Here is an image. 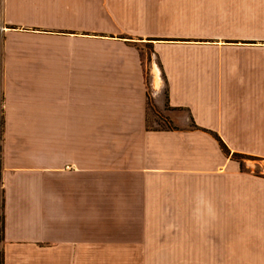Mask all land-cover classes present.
Returning <instances> with one entry per match:
<instances>
[{
  "label": "crops",
  "instance_id": "0c3cea01",
  "mask_svg": "<svg viewBox=\"0 0 264 264\" xmlns=\"http://www.w3.org/2000/svg\"><path fill=\"white\" fill-rule=\"evenodd\" d=\"M263 14L264 0H0V263L264 264V177L210 132L264 160ZM139 45L180 129L149 127Z\"/></svg>",
  "mask_w": 264,
  "mask_h": 264
},
{
  "label": "rangeland",
  "instance_id": "374dc122",
  "mask_svg": "<svg viewBox=\"0 0 264 264\" xmlns=\"http://www.w3.org/2000/svg\"><path fill=\"white\" fill-rule=\"evenodd\" d=\"M252 22L251 26H254L252 31L254 33L261 32L264 35V14L263 15H250ZM262 19V22L259 19ZM139 48L142 49V54L145 60L147 61V81L149 85L148 89V115H149V127L150 128H176L180 129L181 127L175 125V123L169 118L170 111L173 110L166 101V87L163 86L161 95H157L153 92V86L151 85V63L155 59V55L152 50V46L146 45L142 46L139 45ZM179 115L183 112H177ZM189 126H193L192 122H188ZM188 128V127H186ZM241 161L243 162V167L241 168L242 171L255 174L259 177H264V160L257 159V158H242L240 157ZM263 192L261 193V198L263 196ZM245 228L242 227V230H247L252 234L255 233L256 227L254 226L255 223H243ZM239 225V223H237ZM240 231V230H238ZM241 232V231H240ZM243 232V231H242ZM163 249V248H161ZM239 258H242L243 255H237ZM242 256V257H241ZM153 257L155 264H198L196 262V255L195 254H165V253H157V254H150V255H140V263L139 264H152ZM236 264H261L259 262H247L243 263L242 260H238Z\"/></svg>",
  "mask_w": 264,
  "mask_h": 264
},
{
  "label": "trees",
  "instance_id": "16d2710c",
  "mask_svg": "<svg viewBox=\"0 0 264 264\" xmlns=\"http://www.w3.org/2000/svg\"><path fill=\"white\" fill-rule=\"evenodd\" d=\"M166 129H175V128H166ZM210 132L219 141L220 146L223 149V151L228 156L231 155V157L233 159H235V160L240 162L241 168L243 167V162L241 161V159H239L240 157H242V158H256V157H253V156H249V155H245V154L237 153V152H234V153L231 154L230 149L227 147L226 143L223 142L221 137L216 132H213V131H210ZM3 228H4V220H3V217H0V229H1V231H3ZM0 264H4L2 260H1Z\"/></svg>",
  "mask_w": 264,
  "mask_h": 264
},
{
  "label": "built area",
  "instance_id": "2783aa9c",
  "mask_svg": "<svg viewBox=\"0 0 264 264\" xmlns=\"http://www.w3.org/2000/svg\"><path fill=\"white\" fill-rule=\"evenodd\" d=\"M3 195V191H2V187L0 186V197H2Z\"/></svg>",
  "mask_w": 264,
  "mask_h": 264
}]
</instances>
